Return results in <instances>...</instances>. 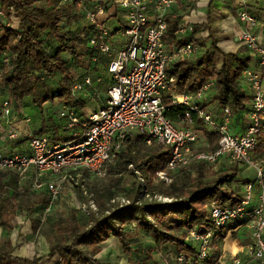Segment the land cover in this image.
I'll return each mask as SVG.
<instances>
[{
  "label": "built area",
  "instance_id": "2783aa9c",
  "mask_svg": "<svg viewBox=\"0 0 264 264\" xmlns=\"http://www.w3.org/2000/svg\"><path fill=\"white\" fill-rule=\"evenodd\" d=\"M71 3H76L85 24L74 31L67 19H61L59 26L86 41L91 63L105 66L111 78L106 88V100L100 107L88 112L84 120L77 110L65 104L58 114L61 125L69 130L81 125L82 130L73 139L53 141L46 135L24 133L15 127L8 96L0 99V140L10 143L24 140L28 148L26 153L0 150V171L8 169L16 172L20 182L28 176L30 169L38 172L39 178L31 182V187L45 190L48 201L44 212H48L62 192L61 183L56 179L59 174L73 171L77 175L88 172L97 178L105 177L109 169L116 166L126 138L133 133L145 135L146 144L153 141L170 149L165 168L152 179L165 185L173 182V172L193 162L214 166L220 158L227 157L231 163L252 168L254 181L243 182L241 200L235 205L221 207L215 200L207 201L212 226L186 229L185 240L197 249L196 258L204 261L212 255L215 234L221 228L243 221L252 241L250 259L233 258L226 262L216 258L211 264H264V157L253 155L264 123V46L257 43L249 30L237 36L239 43L255 54V61L245 67L239 78L247 88L244 90L247 95L243 111L245 119L243 130L233 132L230 128L232 112L228 106L222 107L219 118L203 106L215 88L211 78L194 91L176 93L173 90L175 79L167 75V66L194 58L201 52L193 37V26L184 22L177 23L175 40L168 46L165 39L167 16L175 0L58 1L59 5ZM237 17L250 25L256 23L253 14L247 10H240ZM2 54L6 61L8 53L4 51ZM72 71L71 96L77 99L84 86L92 85V79L86 75L80 80ZM172 105L185 107L176 121L167 115L168 107ZM195 121L199 123L196 125ZM203 130L218 135L215 149H194ZM129 168H132L131 164ZM43 174L48 178L42 179ZM136 178L140 187L138 200L172 201L173 198L159 193L150 194L143 172L136 171ZM255 186L259 188L257 201L250 207ZM81 192L85 201L78 203V209L88 216L92 213L97 215L93 197L83 186ZM128 203V197L116 195L110 198L108 206L112 209ZM174 259L182 263L191 258L181 253Z\"/></svg>",
  "mask_w": 264,
  "mask_h": 264
},
{
  "label": "trees",
  "instance_id": "16d2710c",
  "mask_svg": "<svg viewBox=\"0 0 264 264\" xmlns=\"http://www.w3.org/2000/svg\"><path fill=\"white\" fill-rule=\"evenodd\" d=\"M58 1L0 0V11L7 22L12 24H0V52L8 53L0 71V86L6 87L9 99L19 101L31 97L32 104L40 109L44 102L54 99L63 100L74 109H79L85 106V100L71 96L74 79L70 70L87 69L95 64L89 61L86 41L60 28L59 21L67 15L69 7L67 4L59 5ZM70 5L76 7V3ZM167 22L165 39L173 43L178 19L168 16ZM52 42L57 45L54 52L49 53L45 45ZM196 43L202 45V42ZM212 46L215 47V44ZM208 52L167 66V75L175 79L174 92L194 91L206 79L211 78L215 83L212 100L217 101L220 107L228 106L233 114L243 112L247 95L240 88L239 78L247 66V60L234 53L220 52L222 62L220 66H215L208 63ZM71 61L74 67L70 65ZM53 86L57 88L54 89ZM184 110L183 105H172L168 107L167 115L176 121ZM204 135L209 148L215 149L218 135L213 131L204 132ZM145 137L137 134L135 140L126 138V148L119 154L116 166L107 173L117 187L118 179L113 175H127L128 188L125 193L129 198L128 204L112 209L106 207L105 202L115 195L108 191L106 198L103 195L98 198L100 208L97 215L92 213L85 223L79 222L77 208L71 206L64 218H54L50 223L51 231L46 237L49 244L47 254L33 258L14 255V246L7 240L0 244V264H42L44 260L54 256L58 257V264H109L101 263L95 258L100 251L99 245L113 235L122 244L123 252L129 255L131 246L125 227L131 223L150 233L154 240L153 250L160 251L165 245H171L176 250L175 256L182 253L191 258L179 263L174 256L176 264L203 262L196 258L197 249L185 240L186 229H207L212 226V221L208 218L207 201L215 200L222 207L235 205L241 200L230 186V172L226 170L209 178L212 174H206L205 166L201 164L197 165V177L191 183L172 182L165 186L162 182H157L152 185L155 174L165 168L170 149L152 141L144 147L142 156L136 159L133 153L145 141ZM73 138L75 137L69 136L62 140ZM130 164L132 168H129ZM136 171L145 174L150 194L159 193L173 198L172 201L161 202L148 198L138 200L140 187ZM16 182L17 177L13 171H0V227L4 229L12 228L11 221L16 208L30 202L24 195L17 197ZM79 197L85 199L80 189ZM47 201L46 198L44 202ZM106 209L111 210L105 213ZM35 230L36 222L33 224V232ZM225 233L226 228H221L215 234L211 245L213 251L218 248L216 240L223 238ZM145 259L153 261L151 251L146 252ZM215 259L212 254L205 261L211 264ZM152 264L157 263L153 261Z\"/></svg>",
  "mask_w": 264,
  "mask_h": 264
},
{
  "label": "crops",
  "instance_id": "0c3cea01",
  "mask_svg": "<svg viewBox=\"0 0 264 264\" xmlns=\"http://www.w3.org/2000/svg\"><path fill=\"white\" fill-rule=\"evenodd\" d=\"M240 10H247L253 14L256 19V23L254 25H250L241 21L237 17V13ZM168 16L177 18L178 22H184L193 26V37L195 38V41L198 43L202 42V45H199L201 47V52L194 58L203 56L205 53H207V51H209L208 63L215 66H220L222 62V56L220 52L224 54H237L238 57H242L247 60V65L254 63L255 54L251 51H248L246 47L242 46L237 38V36L244 30H249L254 35L257 43L261 46H264V0H175V5ZM0 24L12 26V24L7 22L3 15H0ZM1 35L2 30H0V36ZM166 42L168 46L172 44L167 39ZM213 43L215 44V47L212 46ZM4 63L5 57L0 52V71L4 66ZM94 66L91 65L87 69H80L82 70L81 72H79V70H73L72 72L74 75H77L80 80H82V78L86 75L91 77V72L94 74L99 73V75L103 72L108 78L109 85L111 78L106 72L105 66L102 64H97ZM100 66H102L103 69L102 67L100 68ZM92 78V85L86 86L84 94H80L79 92L82 91H79L77 95V98L80 100H85V106L83 108H75L80 114L82 120H84V116H86L88 112L100 107L106 100V88L108 85L103 87L105 84H97V79H95L96 75H94ZM240 88L243 90L247 89L246 86L241 82ZM214 93L215 88L211 91L210 96L205 99L203 106H205L207 110L211 111L216 118H219L222 107L219 106L217 101L212 100L211 97ZM7 95L6 87L1 88L0 86V99L6 97ZM9 100L12 105L11 119L13 120V124L24 133L48 135V137L53 141H61L64 139L62 137V133L60 132L61 129L64 130V133H69L67 137H75V134H79L80 131L77 129L78 127H80L82 130L81 125L77 126L73 130L65 129L61 125L58 111L65 104L70 106L63 100H59L57 103H54V100L44 102L41 109L32 104L31 97H26L19 101L12 99ZM243 113L244 112L235 114L232 113L230 128L233 132L243 130L245 119ZM49 119L51 121L50 123ZM198 123L199 121H195L196 125ZM208 149L210 148L208 147ZM0 150L5 152L26 153L28 148L24 140H20L17 143H10L0 140ZM253 155L257 158L264 157V123L258 134L257 147L253 151ZM226 170L230 172V186L232 187L234 193L241 197L243 194V182L247 180L254 181L255 179L254 170L244 165L231 163L227 157H222L217 161L213 169H208L210 174H212V176L209 178H213ZM29 171H31V169ZM15 174L17 177V187L21 182L18 180L17 173ZM46 177V175L41 176L42 179H45ZM258 191L259 188L255 186L252 199L249 203L250 207L256 203ZM42 192V194L33 198L34 202L30 203L31 211L26 209L23 212L18 211L17 213L13 214L14 217L11 221V229H4L0 227V244L10 240L14 246V255L33 258L45 255L49 252V244L46 240V237L50 234V223L52 221H46L45 223V220L43 221L41 218L46 204L44 202L46 195L44 191ZM25 197L27 198V196ZM34 222H36L35 232H33ZM128 226L129 225H127L125 229L127 233V239L131 246L130 254H125L123 252L122 244L113 235H110L107 240L99 245L100 251L95 255V258L99 262L109 264H130L141 260L142 258L145 259V254L147 251H151L153 257L155 253L159 255L163 254L171 246L165 245L160 251L153 250L154 240L150 235L149 238L151 241L147 248H145V246L143 248H141V246L134 247L137 242H130L129 236L131 235V228ZM141 231L143 233L146 232L143 229ZM216 244L218 245V248H214V251L212 250L214 259L220 258L226 262L233 258H239L242 260L250 259L249 248L251 247L252 241L250 231L243 221H238L235 224L229 225L226 228L225 236L223 238L217 239ZM118 259L120 262H118ZM154 259L155 258H153V261H156ZM153 261L149 262L152 264ZM58 263L59 259L57 256H54L51 259H46L42 262V264ZM199 264H208V262L206 263L203 261Z\"/></svg>",
  "mask_w": 264,
  "mask_h": 264
},
{
  "label": "rangeland",
  "instance_id": "374dc122",
  "mask_svg": "<svg viewBox=\"0 0 264 264\" xmlns=\"http://www.w3.org/2000/svg\"><path fill=\"white\" fill-rule=\"evenodd\" d=\"M67 6L69 7V10H68V13H66L67 15L64 16L63 19H67V21L70 23L71 29L76 31L85 24V20L78 12L77 7H73V6L71 7L70 4L69 5L67 4ZM56 45L57 44L55 42L54 43L52 42V43H47L45 47L49 53H53ZM66 55L69 56L68 53H66ZM70 65L72 67L75 66L74 63H72V61ZM101 67L102 66H100V68ZM73 70H77V71L79 70V72L82 71L78 68H75ZM94 75H96L95 79H97L96 81L97 84H102V85L105 84V86L103 85V87H106L108 85V78L105 76L103 72L100 73V75L99 73L94 74L91 72L92 80H93L92 77H94ZM85 90H86V86H84V88L81 90L82 92H79V93L84 94ZM58 101H59L58 99H54V103H57ZM59 111H58V114H59ZM50 122L51 121L49 119V123ZM77 129H79V131L81 132L80 127H78ZM63 131H64L63 129L60 130V132L62 133V137L67 138L69 133L68 132L64 133ZM204 132H207V131H201L199 133L198 143L196 147L194 148L195 150L208 149V147H210L209 142L207 141L204 135ZM136 136H137V133H133L130 137L135 140ZM146 145L147 144L145 142H142L141 145L134 151L133 155L136 159L142 156L144 152V147ZM201 164L205 166L204 172L206 174H210V171H208V169L209 168L213 169L214 166L216 165L215 164L214 166H208L204 163H194L193 162L188 167L181 168L173 172V182L177 184L191 183L192 180L197 177V171H196L197 165H201ZM31 171H28L27 173L28 176L21 183H19L20 187L17 186L15 189V193L17 194L18 198H20V195L21 196L24 195V196H27L30 202H28L27 204H21L19 207L16 208L17 210H15L14 214L17 213L18 211L23 212L26 209L28 210L29 208H31L30 203L34 202L33 198L36 197L37 195L42 194L43 193L42 191L45 192L43 188L36 189V188L31 187V182L34 179H36L39 175V173L34 171L33 169ZM107 175L103 178H97L88 172H81V175H77V172H73V171L63 172L59 174L56 179L58 182L61 183V186H62L61 195L58 198L57 202H55L54 205L51 206L52 208L48 212L43 211L41 215V218L43 219V221L45 220L44 222L46 223V221H52L54 220V218H59V217L64 218L67 215L68 209L71 206H73L77 208V215H78L79 222L81 223L87 222L90 216L82 212V209L81 210L78 209V203H80L81 201H85L84 199H81L79 197V189L81 190L82 186L87 190L90 196L93 197L97 209L100 208L99 203H98V198L101 197L102 195L104 198H106L108 191L113 192L115 194L114 196L116 195L126 196L125 192H126V189L128 188V183H127L128 181L126 180L127 175L125 173H117L113 175L114 177L118 179V183H119L118 187L113 185L112 180ZM46 176H47L46 178H48V175ZM152 182H153L152 185H154L158 181L154 182L152 180ZM45 195H46V192H45ZM46 198H47V195H46ZM104 205L108 207V202L107 203L105 202ZM128 227L131 228L130 229L131 235L129 236L130 242L135 241L138 244V245L135 244L134 247L141 246V248H143L145 246V248H147V246L150 245V241H151V239L149 238L150 233H147V232L143 233L141 231L142 228L136 227L135 223L129 224ZM175 253H176L175 248L173 246H170L169 249L166 250L161 255L155 253L153 258H155L154 260H156L155 262L157 264H176L175 261H173ZM118 262H120L119 259H118ZM204 262H207V261L204 260ZM130 264H151V263L149 262V260L142 258L141 260H138Z\"/></svg>",
  "mask_w": 264,
  "mask_h": 264
}]
</instances>
